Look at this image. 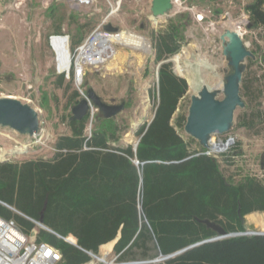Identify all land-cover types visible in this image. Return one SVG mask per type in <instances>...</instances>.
Instances as JSON below:
<instances>
[{
  "label": "trees",
  "instance_id": "1",
  "mask_svg": "<svg viewBox=\"0 0 264 264\" xmlns=\"http://www.w3.org/2000/svg\"><path fill=\"white\" fill-rule=\"evenodd\" d=\"M262 4L263 0H254L246 5L253 27H264ZM178 39L175 26L158 35L155 62L177 52ZM64 80L60 74L54 82L66 92L70 82ZM244 86L246 95L255 99L257 95L249 85ZM186 90V80L175 75L169 63L162 62L154 116L134 129L135 149L131 143L119 144L121 126L114 117L96 115L87 138L89 115L79 120L62 115L69 133L57 138L52 157L0 162V216L14 217L31 230V221L3 203L37 220L46 199L44 224L60 236L76 239L74 245L51 233L43 235L45 241L60 249L63 264L89 260L78 247L96 252L100 245L103 251L113 244L119 260L132 264H264V235L225 237L152 261L159 254L173 253L215 235L196 217L209 218L227 232H239L238 204L241 216L264 211V185L249 175L235 181L229 172L236 156L232 150L217 157L189 151L176 130L181 119L171 122ZM78 96L77 90L70 92L66 109L78 102ZM186 116L181 117L184 122ZM239 119V124L249 129L264 125V108L244 112ZM260 217L264 223V215Z\"/></svg>",
  "mask_w": 264,
  "mask_h": 264
},
{
  "label": "rangeland",
  "instance_id": "2",
  "mask_svg": "<svg viewBox=\"0 0 264 264\" xmlns=\"http://www.w3.org/2000/svg\"><path fill=\"white\" fill-rule=\"evenodd\" d=\"M41 1L0 0V97L11 96L28 103L37 110L40 122L35 136L21 135L9 127L0 126V162L22 163L52 157L56 152L57 138L69 133L62 115L70 114L72 105L66 109L70 92L77 90L79 100L83 97L80 91L85 94L88 87H92L108 103L125 101L124 110L114 116L121 126L119 144L135 145L137 137L134 129L144 121L149 123L154 116L158 103V63L166 62L175 75L187 82V90L179 100L171 122L175 124L181 119V125L176 130L187 142L189 151L201 153L209 150L213 157H217L221 152L232 150L236 156H233L235 163L229 172L234 175L235 181L249 175L264 185V164H261L264 160V125L249 129L239 124L242 113L264 108V27H253L246 10V5L254 0H172L170 11L156 18L152 16L151 0H95L91 7L78 6L66 0ZM53 3L55 5L51 6ZM113 9L115 11L110 14ZM103 21L120 30L144 36L149 44L147 49L115 43L113 47L118 55L97 66L85 67L79 86L70 75L69 78L64 76L65 83L70 82L68 91L57 88L54 81L60 74L55 68L49 35L57 33L59 28L60 32L71 31L68 33L85 36V39ZM172 26L179 33L178 51L163 61L155 62L154 46L158 35ZM236 26L240 28L246 48L253 53V57H245L240 81V95L245 106L235 109L229 132L214 135L216 142L221 140L226 143L229 139L231 142L220 152L209 148L204 151L194 138L185 133V122L181 117L187 115L190 96L197 93L202 85L212 90L222 87L223 77L230 69L222 54L220 35L226 29L234 30ZM245 84L257 95L255 99L250 94L246 95ZM217 98H222V93L219 92ZM96 115L102 116L94 108L91 123L90 116L87 121L86 135L92 131ZM219 147L220 143H216L215 149ZM10 210L27 219L23 213ZM258 215H264V211L249 212L245 217L252 229L264 230L263 221L256 222L254 219ZM10 219L30 234L32 229H27L14 217ZM37 229L38 240H44L46 233L59 237L51 228L53 232L45 228ZM65 238L68 239L69 235ZM73 241L76 242V239ZM113 247L114 244L111 249L101 251L100 245L94 253L108 254V260L115 254ZM88 256L90 259L91 256ZM103 258L100 256V259Z\"/></svg>",
  "mask_w": 264,
  "mask_h": 264
},
{
  "label": "water",
  "instance_id": "3",
  "mask_svg": "<svg viewBox=\"0 0 264 264\" xmlns=\"http://www.w3.org/2000/svg\"><path fill=\"white\" fill-rule=\"evenodd\" d=\"M173 6L172 0H151V12L153 18L164 15L170 11ZM250 27V25H248ZM103 29L108 32H118L117 26L107 22L103 25ZM222 44V54L224 55L229 72L224 75L222 87L220 89H209L206 85H202L197 93L190 96V104L186 120L184 123V131L190 137L194 138L202 148H210L216 150L211 144L212 134H224L229 132L233 125L234 111L237 107H244L245 103L240 95V81L245 68V57H253V53L246 48L240 34L236 30L226 29L220 35ZM161 63H158L160 65ZM222 93V98H217L218 93ZM96 108L101 117L109 119L116 116L124 110L125 101L118 103H108L98 95L92 87H88L85 94L78 102L71 106L69 120H79L91 113V108ZM0 126L9 127L21 135L35 136L40 129L38 112L28 103L11 97H0ZM222 143L221 140L217 142ZM134 145V149L136 147ZM137 163V162H136ZM264 164V160L261 162ZM47 200L45 199L42 209L39 212L37 226L52 231L44 224V211L46 209ZM3 205L8 206L3 203ZM10 209L18 212L15 208L8 206ZM237 214L241 220L242 230L239 232H227L219 223L209 218H198L196 221L204 224L207 228L212 229L215 235L211 238L204 239L194 244L188 245L173 253L162 255L153 259V262L162 261L184 251L197 246L199 244L237 235H264V230H254L250 227L245 216L240 215V205L237 207ZM35 230L29 234L34 237ZM119 234L115 238L116 241ZM68 240V239H67ZM70 243L73 241L68 240ZM115 241V242H116Z\"/></svg>",
  "mask_w": 264,
  "mask_h": 264
},
{
  "label": "built area",
  "instance_id": "4",
  "mask_svg": "<svg viewBox=\"0 0 264 264\" xmlns=\"http://www.w3.org/2000/svg\"><path fill=\"white\" fill-rule=\"evenodd\" d=\"M42 1L52 2L55 0ZM66 1L84 7H91L95 3V0ZM106 23V21H103L101 24L96 26V28H94L82 42L73 47L69 34L52 33L49 35L48 43L54 55L55 68L57 70V73L63 74L67 78H69L70 75L73 76L76 84L79 86L84 74L83 72L85 67L97 66L98 64L103 63L112 56L111 54H108L106 50L102 49L103 39L117 35L120 30L118 32L105 31L103 29V25ZM115 43L116 42H112V45ZM63 59L66 60V65L64 66ZM80 93L84 96L83 92L80 91ZM88 115L90 116L91 123L94 115L93 107L91 108V113ZM90 136L91 131H89L87 138H89ZM230 142L231 141L229 139L226 143L223 144H225L226 146ZM210 150L213 151L212 149ZM203 153L211 155L209 150ZM22 215L31 222L35 223V227L32 228V230H35V235L34 237H30L29 234L25 233L13 219L0 216V264H63V255L60 249L45 240L37 239V228H39L37 226V220L32 219L24 214ZM53 233H55L65 241H68L65 237L60 236L56 232ZM72 244L76 245V242L73 241ZM78 248L85 252L87 255L91 256L88 261L82 262L80 264H97L98 261H101L102 264L134 263L120 261L118 258L119 254L116 253L111 259L107 260L106 256L108 254H105L104 258L100 259V255H97L93 251L83 249L81 247Z\"/></svg>",
  "mask_w": 264,
  "mask_h": 264
},
{
  "label": "bare ground",
  "instance_id": "5",
  "mask_svg": "<svg viewBox=\"0 0 264 264\" xmlns=\"http://www.w3.org/2000/svg\"><path fill=\"white\" fill-rule=\"evenodd\" d=\"M114 11L115 10L113 9L110 14H112ZM199 18H201V17L199 16ZM234 30H236L239 34L241 33L240 28L237 26L234 28ZM143 37L141 35L135 34L134 32H132L130 30H120L117 35L111 36L110 38H104L103 39L102 49L106 50L108 54H111L113 56L116 53H115V49L112 45V42H116L118 44L129 46L131 48L146 50L147 46L149 44H147V42L145 41V39ZM116 55H118V54H116ZM63 62H64L63 66L66 65V60L63 59ZM60 66H62V65H60ZM59 68H61V67H59ZM178 68H179V66H178ZM214 135H215V133L212 134L211 144L215 148V145L217 142L214 139ZM220 146L221 147H219L216 150H220L221 148H223L225 146V144L220 143ZM68 240H70V239H68ZM70 241H72V240H70ZM104 255H100V256H104Z\"/></svg>",
  "mask_w": 264,
  "mask_h": 264
},
{
  "label": "crops",
  "instance_id": "6",
  "mask_svg": "<svg viewBox=\"0 0 264 264\" xmlns=\"http://www.w3.org/2000/svg\"><path fill=\"white\" fill-rule=\"evenodd\" d=\"M36 1H41V0H36ZM42 3H43V1H41ZM52 5H55L54 3L53 4H51V6ZM59 28H57V33H65V32H60L61 31V29H59ZM68 32H71V31H68ZM68 32H66L67 34H69V36H70V40H71V44H73L74 46L76 45L75 44V41H77L80 37H83V39L81 40V42L84 40V37L85 36H80V35H75V34H73V33H68ZM80 43V42H79ZM261 215H258V217L257 216H255V221L257 222V221H259L260 219H261V217H260ZM248 223H250L249 221H248ZM251 224V223H250Z\"/></svg>",
  "mask_w": 264,
  "mask_h": 264
}]
</instances>
